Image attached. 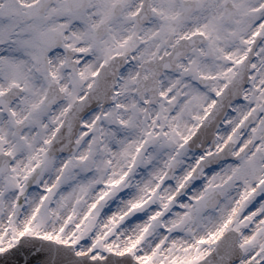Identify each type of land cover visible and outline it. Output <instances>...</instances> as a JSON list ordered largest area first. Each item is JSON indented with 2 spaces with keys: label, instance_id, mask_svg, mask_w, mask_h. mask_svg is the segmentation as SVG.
Masks as SVG:
<instances>
[{
  "label": "snow or ice",
  "instance_id": "snow-or-ice-1",
  "mask_svg": "<svg viewBox=\"0 0 264 264\" xmlns=\"http://www.w3.org/2000/svg\"><path fill=\"white\" fill-rule=\"evenodd\" d=\"M0 264H264V0H0Z\"/></svg>",
  "mask_w": 264,
  "mask_h": 264
}]
</instances>
